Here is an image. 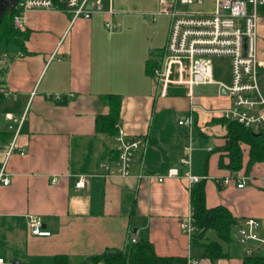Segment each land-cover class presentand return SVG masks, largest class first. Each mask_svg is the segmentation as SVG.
Masks as SVG:
<instances>
[{"label":"crops","instance_id":"0c3cea01","mask_svg":"<svg viewBox=\"0 0 264 264\" xmlns=\"http://www.w3.org/2000/svg\"><path fill=\"white\" fill-rule=\"evenodd\" d=\"M157 4L159 10V0ZM115 6L111 30L104 27L103 13L71 22L67 11H27L19 30L24 36L0 50L6 56L0 151L16 127L5 114L24 115L6 163L10 182L0 185V257L12 264H54L56 256L66 255L76 264L123 251L140 239L151 244L157 257H192L198 264H243L245 257L264 254V245L241 244L236 233L244 218L264 224V189L259 185L264 163L249 167L248 146L241 143L242 165L229 170L223 149L229 120L207 112L230 105L226 92L216 84L196 85L191 101L185 86L162 92L146 73V62L155 57L154 50L160 55L164 48L169 16L158 10L150 14L153 22L158 15L168 19L158 40L155 27L135 11L136 4L128 12L117 1ZM256 13V74L264 97V5ZM229 80L230 74L227 83L221 82ZM110 95L120 98L116 125L127 138L143 141L128 176L107 177L102 168L113 160L115 140L96 131L95 121L109 113ZM188 115L191 126L177 124ZM171 168L176 176H166ZM234 172L252 180L240 189L234 180L221 183ZM79 176L85 183L76 188ZM186 176L204 181L206 207L225 206L236 219L234 238L221 245L224 256L213 261L202 247L191 245L183 229L191 216L192 185ZM27 214L39 217L49 234L33 235ZM210 240H217L211 230L206 232Z\"/></svg>","mask_w":264,"mask_h":264},{"label":"built area","instance_id":"2783aa9c","mask_svg":"<svg viewBox=\"0 0 264 264\" xmlns=\"http://www.w3.org/2000/svg\"><path fill=\"white\" fill-rule=\"evenodd\" d=\"M107 2V7L104 6ZM264 0H159L157 13L168 15L170 24L167 41L158 57L153 76L158 88L165 91L169 86H185L187 96L192 99L191 89L196 85L216 84L224 90L230 105L224 109L207 110L216 113L226 120L236 121L246 128L257 131L264 127V97L258 87L256 74V24L259 6ZM63 10L70 13V20L89 18L93 13L105 14L104 27L114 28L112 17L116 11L112 0H18L14 10L12 25L18 30L24 28V17L30 10ZM222 58L229 63L230 80L228 84L216 81L212 76L213 60ZM6 56L0 54V67L6 66ZM0 92L4 91L0 88ZM5 94V93H4ZM59 98L58 94L53 96ZM193 109L195 105L190 103ZM5 119L13 122L12 138L7 142L4 150L0 151V185H8L10 178L6 172L8 158L16 148V137L23 122L20 118L8 113ZM178 125L191 126L190 115L177 121ZM115 158L102 165L104 176H128L134 162L136 151L143 145L140 138H127L125 131L116 125ZM178 171L168 169L166 176H176ZM189 185L198 181L196 176H186ZM163 176L157 180L162 181ZM234 180L236 188H244L251 177H244L237 172L221 180L227 184ZM85 177L79 176L75 187H82ZM259 185L264 189V175L259 177ZM30 232L33 235L47 236L48 231L42 229L39 217L27 214ZM183 229L190 235L192 230L191 216L183 224ZM237 239L241 244L254 242L264 245V224L255 218H244L237 227ZM135 241V240H133ZM249 251V250H248ZM250 254V252H247ZM0 264L7 263L0 257ZM185 264H198L195 258H186Z\"/></svg>","mask_w":264,"mask_h":264},{"label":"trees","instance_id":"16d2710c","mask_svg":"<svg viewBox=\"0 0 264 264\" xmlns=\"http://www.w3.org/2000/svg\"><path fill=\"white\" fill-rule=\"evenodd\" d=\"M14 10L6 13L0 22V43L4 45L16 44L23 34L12 25ZM24 36V35H23ZM158 63V57L150 58L146 62V73L153 75ZM5 67H0V87L3 83ZM2 99L0 93V100ZM109 113L96 117V131L115 136L116 124L120 112V98L117 95L109 96ZM227 132L224 150L228 152L229 170H239L242 165V150L240 144L248 146L245 155L248 157V166L254 163H264V127L257 131L246 128L236 121H226ZM115 158V155L113 156ZM189 200L191 205L190 243L203 248L204 255L211 261L224 256L221 245L228 244L234 238L233 228L236 219L231 212L222 205L206 207L204 181L200 180L190 188ZM213 231L217 240L206 241V232ZM182 258L157 257L151 244L140 239L128 244L123 251L103 252L98 255L79 260L76 264H185ZM54 264H70L66 255H58ZM243 264H264V254L245 257Z\"/></svg>","mask_w":264,"mask_h":264},{"label":"rangeland","instance_id":"374dc122","mask_svg":"<svg viewBox=\"0 0 264 264\" xmlns=\"http://www.w3.org/2000/svg\"><path fill=\"white\" fill-rule=\"evenodd\" d=\"M113 1V8L116 10L115 2L119 4L117 6L121 10L123 9L125 12L133 10V6L131 4H136L135 11L140 12L141 19L146 20L150 25H153L155 27V30L157 32L158 40H160L166 30V26L168 25V19L163 15L154 16L156 21L153 22L152 18L153 16L150 15L151 13H155L158 10V0H128L131 3H128L127 1L124 2V0H112ZM169 2H172L173 0H168ZM133 2V3H132ZM146 13H149L148 16H146ZM5 46V45H4ZM3 48V44L0 43V50ZM154 56L159 57V52L154 50ZM229 63L226 59L218 58L213 60L212 63V76L213 79L216 81H222L227 83L229 79Z\"/></svg>","mask_w":264,"mask_h":264},{"label":"water","instance_id":"95a60500","mask_svg":"<svg viewBox=\"0 0 264 264\" xmlns=\"http://www.w3.org/2000/svg\"><path fill=\"white\" fill-rule=\"evenodd\" d=\"M17 1L18 0H0V22L6 13L11 12Z\"/></svg>","mask_w":264,"mask_h":264}]
</instances>
